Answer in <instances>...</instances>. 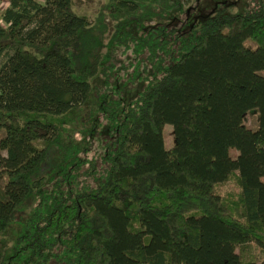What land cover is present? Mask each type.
I'll return each instance as SVG.
<instances>
[{
  "label": "trees",
  "instance_id": "obj_1",
  "mask_svg": "<svg viewBox=\"0 0 264 264\" xmlns=\"http://www.w3.org/2000/svg\"><path fill=\"white\" fill-rule=\"evenodd\" d=\"M192 2L109 0L91 23L71 0H0V264H264V0L181 22ZM95 91L107 138L80 160L41 117Z\"/></svg>",
  "mask_w": 264,
  "mask_h": 264
},
{
  "label": "rangeland",
  "instance_id": "obj_2",
  "mask_svg": "<svg viewBox=\"0 0 264 264\" xmlns=\"http://www.w3.org/2000/svg\"><path fill=\"white\" fill-rule=\"evenodd\" d=\"M256 0H193L191 3V10L189 11V16L182 14L180 16V21L184 22L187 20H200L201 17H205L208 14H211L213 10H221L226 13H242L245 10L251 9L253 3ZM109 0H71V6L73 12L79 16L84 17L89 22H94L96 17L99 14L100 9L103 5L108 4ZM0 7L3 9L4 5L0 3ZM179 23L175 22V25ZM112 31V29H111ZM249 46H253L251 43H247ZM130 60V59H129ZM133 65L136 63L132 61ZM142 66V65H141ZM134 67V66H133ZM142 68H130L127 71L126 76L122 77L124 74H120L119 77H122L118 82V85L112 86V91L110 92L109 99L110 105L108 110L110 111L113 107V101L124 102L129 98H133L137 91L140 89V84L137 82L134 73L140 72ZM264 76V71L261 72ZM133 79V81H131ZM102 80L99 78L94 82L95 87L99 88L101 86ZM101 89V95L104 94V90ZM96 91L90 97L87 104L81 107L79 110L72 111L62 117L52 118V117H41L44 120L52 122L56 125L59 137L62 143H70L74 147V151L78 152L76 155L80 160H90L101 155V151L98 148L99 140L107 138V123L104 119L103 113L101 112L99 99L97 97ZM107 111V109L105 110ZM105 114V113H104ZM20 115V114H18ZM24 115H21V118H24ZM37 115L29 114L27 117H36ZM244 124L247 128L254 130L257 125V115L255 112H249L244 116ZM3 136V134H1ZM163 137L166 148H169L173 141L172 136V127L166 125L163 128ZM100 138V139H99ZM230 156L234 158L236 156V151L231 149L229 151ZM63 152L58 147H53L49 153L48 159L45 163V169L49 177L55 175L56 171L62 164ZM222 193L228 191L234 192L235 187L233 185H226L221 189ZM27 216V210L22 209L17 214V219L10 226L7 237L10 241L9 247L13 246V241L15 235L18 233L20 228V223L22 220H25ZM11 251L9 250V253ZM11 255V253L9 254ZM257 264H263L258 250H256ZM16 264H23L18 262Z\"/></svg>",
  "mask_w": 264,
  "mask_h": 264
}]
</instances>
